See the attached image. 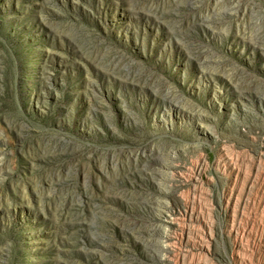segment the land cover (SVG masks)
I'll list each match as a JSON object with an SVG mask.
<instances>
[{"label": "rangeland", "instance_id": "1", "mask_svg": "<svg viewBox=\"0 0 264 264\" xmlns=\"http://www.w3.org/2000/svg\"><path fill=\"white\" fill-rule=\"evenodd\" d=\"M0 264H264V0H0Z\"/></svg>", "mask_w": 264, "mask_h": 264}, {"label": "bare ground", "instance_id": "2", "mask_svg": "<svg viewBox=\"0 0 264 264\" xmlns=\"http://www.w3.org/2000/svg\"><path fill=\"white\" fill-rule=\"evenodd\" d=\"M173 220H174V219H172V218H169V223H170V222H173Z\"/></svg>", "mask_w": 264, "mask_h": 264}]
</instances>
